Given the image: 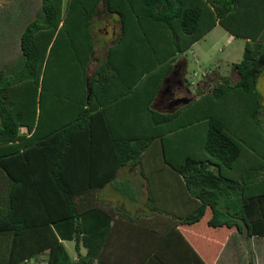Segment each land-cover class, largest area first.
<instances>
[{
	"label": "trees",
	"instance_id": "16d2710c",
	"mask_svg": "<svg viewBox=\"0 0 264 264\" xmlns=\"http://www.w3.org/2000/svg\"><path fill=\"white\" fill-rule=\"evenodd\" d=\"M217 24L245 40L238 81L158 108ZM21 50L0 68V264H215L232 231L264 236V0H42ZM127 163L161 230L99 197ZM179 184L195 210L159 209Z\"/></svg>",
	"mask_w": 264,
	"mask_h": 264
},
{
	"label": "crops",
	"instance_id": "0c3cea01",
	"mask_svg": "<svg viewBox=\"0 0 264 264\" xmlns=\"http://www.w3.org/2000/svg\"><path fill=\"white\" fill-rule=\"evenodd\" d=\"M207 37L211 39L210 42L218 41L221 38H227L226 43H233V40L235 39V37L225 28H223L220 24H217L210 32H208L202 39L197 41L193 46L198 45L204 39L206 40ZM199 47H201L199 48V51L202 54L201 58L200 56L199 58H203V60H211L212 57L209 55L210 50H204L205 48L203 45H200ZM203 51L205 53H203ZM182 60L183 61L180 62V64H182L181 67H177L178 70L181 68L179 71L180 73L177 75V80L173 81L174 89L176 90L177 95L174 94L173 97V90L169 89V96H167L165 100L162 99V96H160L161 98H159L157 102V104H159L160 100L167 101V106L169 107L168 109L174 105H177L174 102L176 98L190 97L193 100L197 98L198 88L203 87L205 89L207 86H209V84L212 85L223 77H230L232 78L233 82H236L239 79V74L236 72V69L233 68V63L237 62L232 61V64L230 65V74H223L219 70H205L201 78L195 82H192V86L190 88L191 90L188 91L187 82L185 79H187L186 74L189 61L186 58H183ZM201 62L202 60H196V63L198 64ZM180 64L178 66H180ZM235 74L236 77L233 78ZM210 78H213V81H209ZM160 106H164L162 108L167 109L166 105L160 104ZM22 131L26 132L27 129L23 127ZM119 182L125 184V187H120L119 189L116 188L119 187ZM120 189H125L128 195H125L122 192L117 194L116 190ZM179 190L183 191V187L180 184L175 187V191L173 189L172 192L168 193V197H165L166 194L160 191L158 196H154L155 203L157 204L156 206L160 207L159 209L170 211L175 215H186L188 212L194 211V206L196 204H191V202L187 201L182 194H179ZM98 195L104 202L112 207H119L125 212H128V215L137 217L138 215L143 214V219L145 221H149L151 219L154 221L157 220L159 226L158 229L160 230L162 229L163 224H165L163 222L166 220L170 221L169 216L161 214V212L159 213L155 210H150L148 180L142 175L139 164L127 163L122 166L118 170L115 180L99 189ZM133 224L137 223L134 222ZM197 236H200V234ZM204 239H206V236H204L203 240ZM213 245V242H210L203 247L201 243H197L195 247L202 254L204 250L208 251L209 246L213 248ZM206 255H208V252H206ZM251 258L253 259L254 264H264V236L253 235L251 237H247L245 232L232 231L225 240L222 249L215 260V264H251ZM40 264H46V262H42Z\"/></svg>",
	"mask_w": 264,
	"mask_h": 264
},
{
	"label": "rangeland",
	"instance_id": "374dc122",
	"mask_svg": "<svg viewBox=\"0 0 264 264\" xmlns=\"http://www.w3.org/2000/svg\"><path fill=\"white\" fill-rule=\"evenodd\" d=\"M41 5L42 0H0V68L10 70L13 68L16 69L21 65V35L27 24L37 16H40ZM209 37L179 55L180 62L183 61V58L189 61L186 78L191 82H195L201 78L205 70L208 69L219 70L223 74H230L232 61L240 62L243 58L245 50L244 39L235 37L233 43H226L227 38L210 42L211 39ZM200 45H203L204 50H210L209 55L212 57L211 60L200 59L202 56L199 51V48H201L199 47ZM100 53L102 52L100 51ZM100 53L97 56L102 55ZM203 53L205 52L203 51ZM196 60H202V62L198 64ZM95 67V63L93 62L91 69L94 70ZM235 77L236 74L233 78ZM209 81H213V78H210ZM169 89L171 87H166L165 91L162 92L160 95L162 99L165 100L169 96ZM258 89L264 97V72L260 76ZM173 91L176 90L174 89ZM164 100H160L157 105L158 108L164 109L162 108L164 106H160V104L166 105V108H169L167 101ZM118 186L124 188L125 184L119 182ZM116 193L120 194L121 191L116 190ZM125 195H128V193ZM67 245L70 253L73 255L75 252L74 242L68 241ZM42 260L45 262V258L41 257L39 260H36L35 264L42 263Z\"/></svg>",
	"mask_w": 264,
	"mask_h": 264
},
{
	"label": "water",
	"instance_id": "95a60500",
	"mask_svg": "<svg viewBox=\"0 0 264 264\" xmlns=\"http://www.w3.org/2000/svg\"><path fill=\"white\" fill-rule=\"evenodd\" d=\"M177 67V64L175 65V68ZM175 70V69H174ZM173 72H175V71H173ZM87 85H88V90L90 91V79H87ZM89 96H90V93H89V95H88V98H89ZM192 101V98H190V97H181V98H176L175 100H174V102L177 104V105H182V104H187V103H189V102H191ZM182 103V104H181Z\"/></svg>",
	"mask_w": 264,
	"mask_h": 264
},
{
	"label": "flooded vegetation",
	"instance_id": "af4514ba",
	"mask_svg": "<svg viewBox=\"0 0 264 264\" xmlns=\"http://www.w3.org/2000/svg\"><path fill=\"white\" fill-rule=\"evenodd\" d=\"M179 64H180V63H179ZM179 64H178V65H179ZM181 65H182V64H180V66H178V67H181ZM180 70H181V68H179V70L177 69V70L175 71V75H176V76H174V78L171 80L172 82H173L174 80H175V81L177 80L176 78H177L178 73H180V72H179ZM173 84H174V83H173ZM172 87L174 88V85H173ZM173 90H174V89H173ZM171 93H172V92H171ZM174 94H176V91H173V93H172V96H173V97H174Z\"/></svg>",
	"mask_w": 264,
	"mask_h": 264
}]
</instances>
